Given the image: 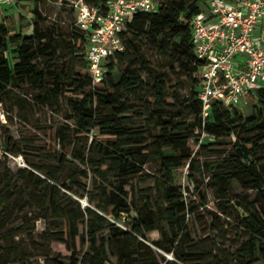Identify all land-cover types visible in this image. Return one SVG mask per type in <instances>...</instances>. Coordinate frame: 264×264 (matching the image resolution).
Here are the masks:
<instances>
[{"label":"trees","instance_id":"16d2710c","mask_svg":"<svg viewBox=\"0 0 264 264\" xmlns=\"http://www.w3.org/2000/svg\"><path fill=\"white\" fill-rule=\"evenodd\" d=\"M85 1L101 11H106L110 2ZM201 7L199 0H162L156 11L135 14L121 35L124 51L108 58L104 77L97 85L88 74L89 33L75 23L63 37L57 29L43 30L36 21L32 35L19 34L14 38L13 50L9 28L0 24V103L7 105L9 115L16 108L20 120L27 123L29 96L32 103L41 107L57 106L64 99L72 107L70 118L75 121L77 139L95 128L100 130L92 149L73 150V161H69L66 150L57 159L47 160H57L56 165L40 159L32 167L28 165V169L12 171L7 161L0 159L6 163L0 178V264H35L38 251H44L41 255L44 264H109L110 251L117 264H158L157 254L147 242V236L154 231H159L162 238L152 245L177 259L172 262L163 258L165 264H192L189 257L201 260L198 252L187 255L179 249L182 236L189 234L182 216L196 214L199 206L187 202L174 174L185 163L189 171L198 172L189 147L196 127L215 138L216 143L211 146L223 145L219 141L222 137H235L234 143H228L232 146L229 153L209 157L204 163L209 184L216 190L217 212L234 219L241 231L234 253L220 251L227 255L222 264H264V89L257 90L256 102L261 108L250 117H245L240 107L215 102L209 116L203 119L202 103L197 97L200 61L193 48L190 24ZM61 41H65L70 59L80 64L79 71L70 73L67 63L57 67ZM144 45L170 60L171 68L179 64L190 74L194 88L188 102L197 125L179 122L177 117L181 115L170 114L173 106L167 103L166 78L149 63ZM122 67H125L123 74L116 81L114 71ZM144 74L152 80L150 88ZM21 85L30 86L33 93H21ZM128 98L142 99L148 104L147 120L158 130L156 149L148 146L130 149L123 143L127 138L145 134L125 123L124 116L133 112ZM4 146L12 154L26 156L9 134ZM168 150L180 155H169ZM152 155L160 161L164 181L156 183L154 196H140L138 204L130 200L127 186L131 178L143 173ZM74 162L87 165L89 171L79 169L61 177L63 170ZM89 172L94 176L93 192L86 191ZM110 179L114 183H110L111 191H107L104 183ZM191 181L193 188L199 189L195 176L191 175ZM234 183L245 191L255 192V199L234 197ZM74 196L87 198L92 206L83 208ZM198 196L204 206L202 195ZM132 211L136 216L127 218ZM16 220L24 224L31 221L33 228L14 229L11 224ZM39 220L47 227L39 241L47 247L37 242L33 233ZM116 220H123L127 227L119 226ZM162 223L166 224L170 238ZM104 232H109V239L103 236ZM58 245L64 246L65 251H57ZM53 252L56 255L50 261Z\"/></svg>","mask_w":264,"mask_h":264},{"label":"rangeland","instance_id":"374dc122","mask_svg":"<svg viewBox=\"0 0 264 264\" xmlns=\"http://www.w3.org/2000/svg\"><path fill=\"white\" fill-rule=\"evenodd\" d=\"M70 1L72 0L63 2L60 0H17L14 6L0 9V24L5 23L9 28L8 39L11 50L16 47L14 38L17 35L29 36L33 34L36 21L40 22V26L43 30H48L50 28L57 29L58 34L65 37L76 21V13L73 8H71ZM37 12L39 14H37ZM143 51L152 67L157 70L160 76L166 78L168 93L167 103L173 106V108L169 109L170 114L181 115L177 117L179 122L182 121L190 126L197 125L196 118L190 114L191 110L188 102L192 94V89L194 88L193 79L190 74L179 64L171 68L170 60L158 56L147 45L143 46ZM58 57L60 58L57 62L58 68H61L64 63H67L70 73L80 70V64L75 63L68 56L65 41L60 42ZM14 59L13 54H11L12 63H14ZM107 64L108 61H105V70ZM124 69L125 67L115 69L114 75L116 81L122 76ZM143 77L150 88L152 80L147 74H144ZM20 87L21 93H33V89L28 85H21ZM27 99L31 103V106L28 107L29 121L27 123L22 122L19 118V111L15 108L9 115L8 124L5 126V129L1 131V139L4 141L6 135L9 134L16 142L17 147L22 149L23 153H26L24 157L29 166L32 167V163H39L40 159H46L48 165H56L57 160H47L50 158L57 159L58 156L66 150H69V153H67L69 161H73L71 155L74 149H77L78 152L81 149H92V143H96L95 141L100 130L99 128H95L91 133L83 134L80 139H77L75 133L76 124L75 121L70 118L73 115V111L68 101L63 99L57 106L41 107L32 103L30 96ZM126 100L133 106V112L124 116L127 119L125 123L132 129L144 132L145 134L127 138L123 143L130 149H137L143 146H148L150 147L149 149H156L154 140L155 136L158 134V130L147 120L148 117L146 113L148 104L144 100L138 98H128ZM4 106L8 109L7 105ZM260 108V103L253 101L250 105L241 108V113L245 117H250ZM6 131L9 133L7 134ZM60 133L65 136L64 139L60 138ZM219 141L223 143V145L211 146L216 143L215 138L205 133L203 129L196 127L195 137L189 141V147L191 148L192 158L196 161L198 172L189 171L188 163H185L184 166L174 172L175 182L177 186L182 189L187 202H194L199 206V210L196 214L182 216L185 218L189 234L182 236L179 249L181 253L183 252L187 255L190 252H198L200 255L198 257L201 258V260H197L198 258L189 257L192 264H222L227 255L220 251L234 253L236 250L235 244L238 241L237 237L241 234L234 219H228L225 215L217 212L218 200L216 190L209 184V177L205 171V159L221 153H229L232 146L228 143H234L235 137L231 139L222 137ZM167 153L172 156L180 155L172 150H168ZM4 165L6 166V163L0 160V178L4 173L2 168ZM79 169L89 171L87 165L74 162V164L68 165V167L63 170L61 177L67 176L71 173L70 171H79ZM191 175L195 176L198 181L199 189L197 190L193 188ZM93 180L94 176L89 172L86 191L93 192ZM158 181L163 182L164 177L159 159L155 155H152L148 164L144 167L143 173L137 177L131 178L127 186L130 200L134 199L135 202L139 204L140 196H154L156 194V183ZM110 183H114V181L110 179L108 183H104L107 191H111L112 186ZM232 193L234 197H239L241 200L251 201L256 197L255 192L245 191L237 183L232 185ZM198 194L202 195L206 203L204 206H202V200L199 198ZM74 199L80 202L83 208L92 206L87 198L80 199V197L74 196ZM22 206L26 207L27 204L25 205L23 202ZM135 216V211H132L130 215H126V217L130 219ZM215 216L217 218H215ZM116 223L119 226L127 227L123 220H116ZM34 225L35 231L33 233L36 241L47 247L48 245L45 242L39 241L40 234L47 228L45 222L39 220ZM11 227L14 229L20 227L31 229L33 228V224L31 221H27L24 224L22 221L16 220L12 221ZM161 227L165 229L168 238H170V233L166 224L162 223ZM81 231H84L83 227H81ZM103 236L109 239L110 234L109 232H104ZM25 237L28 239V234H25ZM161 238L162 234L159 231H154L147 236L148 244H150L157 254L158 264H165L163 258L167 261L177 262L173 254H167L152 245L154 241ZM18 239L19 237H17V240ZM56 248L57 251H65V247L62 245H58ZM43 252L44 251H38L35 253L38 255L34 258L35 264H44L45 258L41 256ZM53 255H56L55 252L52 253L50 261L53 259ZM109 258V264H117V259L113 251H110ZM216 259H218V262Z\"/></svg>","mask_w":264,"mask_h":264},{"label":"built area","instance_id":"2783aa9c","mask_svg":"<svg viewBox=\"0 0 264 264\" xmlns=\"http://www.w3.org/2000/svg\"><path fill=\"white\" fill-rule=\"evenodd\" d=\"M199 1L201 12L190 24L193 48L200 61L197 97L205 119L213 103L243 108L257 100V90L264 89V0ZM16 2L0 0V9ZM70 2L76 27L89 33L88 74L97 85L104 77V62L125 49L121 35L128 22L138 12L156 11L162 0H110L106 11L85 0ZM8 119L9 113L0 103V159L6 160L12 171L28 169L24 157L7 151L1 139Z\"/></svg>","mask_w":264,"mask_h":264}]
</instances>
